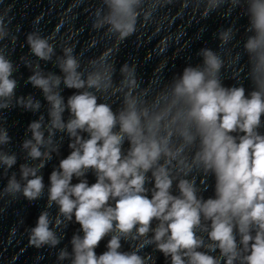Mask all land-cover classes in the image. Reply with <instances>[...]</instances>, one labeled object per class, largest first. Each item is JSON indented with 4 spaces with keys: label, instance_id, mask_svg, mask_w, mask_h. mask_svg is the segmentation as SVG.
Returning <instances> with one entry per match:
<instances>
[{
    "label": "clouds",
    "instance_id": "9594fccd",
    "mask_svg": "<svg viewBox=\"0 0 264 264\" xmlns=\"http://www.w3.org/2000/svg\"><path fill=\"white\" fill-rule=\"evenodd\" d=\"M200 5L204 18L228 17L237 9L247 16L244 78L252 84L247 95L242 84L224 86V62L211 48L198 51L200 63L145 89L135 64L121 65L116 79L112 50L84 66L73 48L57 55L52 37L38 30L27 34L37 59L25 61L31 68L26 83L41 90L47 118L41 114L29 124L30 138L21 145L26 162L19 165V177L16 172L8 176L2 195L31 203L46 193L44 210L28 229L36 249H57L69 224L80 225L83 235L73 234L71 251L65 246L56 252L58 264H154L151 254H140L149 246L170 264H264V134L258 131L264 116V0H199ZM9 13L10 8L0 14V113L17 106L38 113L39 99L16 95L19 66L4 43L17 40ZM149 14L144 0H102L94 27L119 43L135 33L141 15ZM237 32L232 24L219 31L218 39L227 45ZM40 61L54 63L60 74L46 72ZM62 85L76 90L67 100ZM65 135L71 151L52 170L46 187L42 170L59 155ZM10 144L0 118L5 175L18 160ZM90 170L96 175L91 185L85 178ZM210 175L215 197L205 199L200 193ZM74 177L78 183H72ZM174 184L178 195L172 194ZM106 236L107 250L97 255ZM122 240L131 251H121ZM217 250L219 255L210 254Z\"/></svg>",
    "mask_w": 264,
    "mask_h": 264
}]
</instances>
